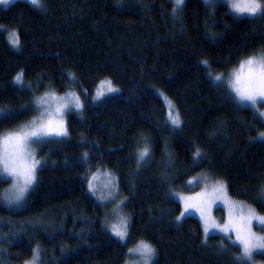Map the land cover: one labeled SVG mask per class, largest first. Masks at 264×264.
Listing matches in <instances>:
<instances>
[{"label": "trees", "instance_id": "1", "mask_svg": "<svg viewBox=\"0 0 264 264\" xmlns=\"http://www.w3.org/2000/svg\"><path fill=\"white\" fill-rule=\"evenodd\" d=\"M9 32L17 33L18 48ZM262 50L264 18L205 0L180 8L173 0L0 6V109L8 117L0 136L34 117L36 94L74 91L83 105L70 113L68 135L38 145L41 166L20 208L4 204L11 181L0 176V264H27L36 246L41 264H124L128 244L105 230L104 212L87 190L100 167L120 181L129 242L150 243L153 264H253L232 239L206 238L198 218H181L175 195L196 191L201 184L189 182L208 176L264 215V120L225 82ZM109 80L119 91L94 102ZM168 101L179 127L168 119ZM145 147L149 156L138 161ZM254 261L264 264V252Z\"/></svg>", "mask_w": 264, "mask_h": 264}, {"label": "snow or ice", "instance_id": "2", "mask_svg": "<svg viewBox=\"0 0 264 264\" xmlns=\"http://www.w3.org/2000/svg\"><path fill=\"white\" fill-rule=\"evenodd\" d=\"M13 0H0V4L8 5ZM30 2L40 7L42 0H30ZM211 6L210 0H205ZM232 11L238 16L246 15L248 17H262L264 18V0H229ZM177 8L183 5L184 0H174ZM11 43L13 46H18L19 39L17 33H10ZM207 65V61H203ZM216 81H221L222 77L217 75L214 77ZM23 80V73H18L15 77L17 83ZM229 84L232 91L240 101L250 102L255 105L258 100L264 101V55L249 57L241 62L240 70L233 73ZM107 86V92L114 93L119 90L111 86V81H101L97 89L96 99H101L105 92L104 87ZM71 100L74 101V107L81 108L79 96L75 93L70 94ZM64 97H56L55 93L45 94L36 100V104L40 108H44L49 100L63 101ZM50 107V105H49ZM66 103H58L55 112L44 108L40 116L29 122L28 125L22 126L19 130L6 133L0 136V176L12 177L14 179L13 188L14 195L8 197L9 202H19L22 200L25 192L36 181V169L40 161L35 158V154L30 150V143L33 141H42L46 137L64 136L67 131L64 128L63 114L64 109L67 108ZM168 119L172 125L179 127L181 119L179 112L175 110L174 104L168 101ZM264 115V114H262ZM59 117V119H57ZM8 118L4 114V110L0 109V120ZM264 136V134H262ZM195 157H200L199 149L195 152ZM87 154L85 153V157ZM149 156V149L145 147L138 154V161H145ZM107 175V174H106ZM97 177L94 175L89 181V190L95 192V186L92 183ZM189 183H192L191 181ZM108 185L113 184V180L109 179ZM106 185V186H108ZM225 186L223 183L217 182L212 187L213 193H223ZM102 199L106 197H101ZM123 203V201H121ZM188 210V204L185 203V211ZM252 220H257L260 224H264V216H257L252 209H248L247 216L241 213L239 221L236 223L234 229H230L229 225H225L220 231L227 234L230 230L235 231V242L242 246V257L251 259L252 251L256 248L264 249V237H256L251 232ZM215 226V225H214ZM128 221L126 217L121 216L118 225H112V231L121 240L127 238ZM209 229L206 226L204 229L205 236ZM131 252L139 253L143 258V264H152V259L155 256V249L148 243L141 241L135 249H130ZM39 260V251L33 257L30 264H37Z\"/></svg>", "mask_w": 264, "mask_h": 264}, {"label": "rangeland", "instance_id": "3", "mask_svg": "<svg viewBox=\"0 0 264 264\" xmlns=\"http://www.w3.org/2000/svg\"><path fill=\"white\" fill-rule=\"evenodd\" d=\"M23 1L28 2L32 6H35L30 2V0H23ZM210 3H213L214 6H217L218 4H224L228 7L230 12L235 14L231 9L229 0H210ZM11 4L12 3H10L6 6L0 4V6L6 8V7L10 6ZM35 7H37V6H35ZM235 15H237V14H235ZM244 16H246V15L239 16V17H244ZM9 36H10V32H9ZM9 44L13 48H18V46L17 47L13 46V44L11 43V40L9 41ZM260 55H264L263 50L260 53H256V54H252V55L248 56L247 58L243 59L242 61L248 59L249 57L260 56ZM240 65H241V63L238 64V66L236 67V69H234V71L232 73L227 74L228 78L226 79L225 82H226V84H228L231 92L233 93V95L235 96V98L238 100V102L240 104L252 107L261 116V118L264 120V115H262V114H264V101L258 100V102L255 105H252L250 102H247V101H240L231 89L229 81L233 77V73L240 70ZM103 91L105 92V95L103 97L111 94V93L107 92V86L104 87ZM49 93H55L56 97H64L65 98L63 101L49 100L48 104L45 105L44 108H48L49 111L55 112V109H56V106L58 103H66L68 105V107L64 109V114H63L64 128L66 129V131L68 133V117H69L70 113H72L73 111H79L82 108V107L76 108L73 106L74 101L71 100L70 94L75 93L78 96V94L74 91H69V92L64 93V94H58L53 90H48V91H45L39 95L36 94L34 97V101H33L34 107H35V115H34V117H32L30 119L29 122H31L32 120L39 117L41 111L44 110V108H40L37 106V104H36L37 98L43 97V96H45V94H49ZM96 93H97V90L95 91V94H94V98H93L94 102H97L100 100V99L97 100L95 98ZM79 100H80V98H79ZM80 103L82 104L81 100H80ZM49 105H50V107H49ZM57 119H59V117H57ZM29 122H27L24 125H28ZM21 127L17 128V129H13L12 131H9L6 133L17 131ZM6 133H4V134H6ZM262 134H264V131L260 133L259 138L264 140V136H262ZM65 136L66 135H64V136H51V137L44 138L42 141H33L30 143V150H32L34 152L35 158L38 159L37 148L41 142H43L49 138H60V137H65ZM40 166H41V161H40V164L37 166V169H36V177H37V170ZM94 175L97 178L94 181H92V183L94 184L96 191L95 192L90 191L89 186L87 187V190L91 194V196L98 202V204L101 206V208L104 212V214H103L104 215L103 216V225H104L105 230L108 233H110L117 240L121 241L122 243L128 244L127 258H126L124 264H143V258L141 257V255L139 253H135V252L130 251V249H135L137 247V245L142 240L137 241V242H131V243L129 242V225H130L131 221H130L129 214H128L127 209H126V202H127L128 197L126 196V193L122 189V185H121L120 181L117 180L118 178L111 171H109L107 168H104V167H100L99 170H96L95 172H93L90 176L89 181L92 180V177ZM3 177H5V176H3ZM205 177L206 178L200 177L201 181L195 180V179L191 180L192 183L199 182L201 184L200 187L196 191L191 192V193H178L175 195L176 199L181 203V206H182L181 218H184L187 216H194L200 220V222L202 223L203 229H205L206 222H207V227L209 229L207 236L211 235V234H219L222 237L232 239L233 242L235 244L239 245L241 250H242V246L238 242H235L236 238H235V231L234 230H230L227 234H225L224 232L220 231V229L223 228L225 225H229L230 229H234L236 223L239 221V217H240L241 213H243L244 216H247L248 209H252L253 212L257 216H264V215L259 214L252 206H250V205H248L242 201H238L236 199H233L229 195L227 188L224 185V183H223V185L225 186V188H224V192L222 194L221 193H213L212 192L213 185H215L217 182H220V181H214L211 179H207L208 176H205ZM6 178H8L11 182H10V185L3 192L2 200H3L4 204H6L8 206H11L14 208H20L25 203L28 195L30 194V192L34 188L36 181L25 192L22 200H20L19 202H9L8 197L14 195V193H15V189L13 188V184L15 181L12 177H6ZM109 179L113 180V184L115 185V187H113L112 185H108ZM89 181H88V185H89ZM220 183H222V182H220ZM106 185H108V186H106ZM101 197H106V198L102 199ZM121 201H123V203H121ZM186 202L188 204V210L187 211H185V203ZM121 216L126 217L127 221H128V228H127L128 235H127V238L124 240H121L112 231V225H118ZM251 232L256 237H264V224H260L257 220H252ZM144 242H146V241H144ZM146 243H148V242H146ZM148 244L151 245L150 243H148ZM37 250L39 251V260H38L37 264H41V262H40L41 250L38 246H36L34 248L33 256L31 258V260L28 261L27 264H30V262L33 260V257L36 254ZM263 252H264V249H261V248L253 249L251 259L244 258V260L251 262L253 264H262L261 262H255L254 257H255V255H257L259 253H263ZM154 260H155V256L152 259V264L154 263Z\"/></svg>", "mask_w": 264, "mask_h": 264}, {"label": "bare ground", "instance_id": "4", "mask_svg": "<svg viewBox=\"0 0 264 264\" xmlns=\"http://www.w3.org/2000/svg\"><path fill=\"white\" fill-rule=\"evenodd\" d=\"M118 180V179H117Z\"/></svg>", "mask_w": 264, "mask_h": 264}]
</instances>
